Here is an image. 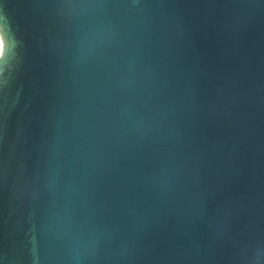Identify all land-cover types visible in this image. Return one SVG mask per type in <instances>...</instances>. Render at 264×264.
<instances>
[{
  "label": "water",
  "instance_id": "95a60500",
  "mask_svg": "<svg viewBox=\"0 0 264 264\" xmlns=\"http://www.w3.org/2000/svg\"><path fill=\"white\" fill-rule=\"evenodd\" d=\"M0 264H264V0H0Z\"/></svg>",
  "mask_w": 264,
  "mask_h": 264
},
{
  "label": "clouds",
  "instance_id": "9594fccd",
  "mask_svg": "<svg viewBox=\"0 0 264 264\" xmlns=\"http://www.w3.org/2000/svg\"><path fill=\"white\" fill-rule=\"evenodd\" d=\"M0 31H2V26H0ZM4 50V38L0 37V53H3Z\"/></svg>",
  "mask_w": 264,
  "mask_h": 264
},
{
  "label": "snow or ice",
  "instance_id": "6c2138e0",
  "mask_svg": "<svg viewBox=\"0 0 264 264\" xmlns=\"http://www.w3.org/2000/svg\"><path fill=\"white\" fill-rule=\"evenodd\" d=\"M6 50H4V52H5ZM4 52L3 53H0V56H2L3 54H4Z\"/></svg>",
  "mask_w": 264,
  "mask_h": 264
},
{
  "label": "bare ground",
  "instance_id": "6f19581e",
  "mask_svg": "<svg viewBox=\"0 0 264 264\" xmlns=\"http://www.w3.org/2000/svg\"><path fill=\"white\" fill-rule=\"evenodd\" d=\"M0 37H2L1 33H0Z\"/></svg>",
  "mask_w": 264,
  "mask_h": 264
}]
</instances>
